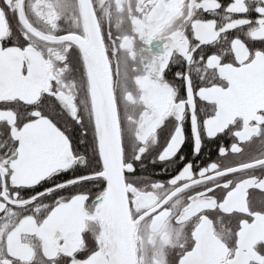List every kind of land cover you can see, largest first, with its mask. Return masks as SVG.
<instances>
[{"label": "snow or ice", "instance_id": "1", "mask_svg": "<svg viewBox=\"0 0 264 264\" xmlns=\"http://www.w3.org/2000/svg\"><path fill=\"white\" fill-rule=\"evenodd\" d=\"M0 264H264V0H0Z\"/></svg>", "mask_w": 264, "mask_h": 264}]
</instances>
